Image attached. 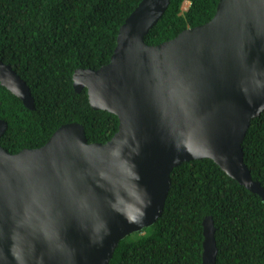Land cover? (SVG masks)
<instances>
[{"label":"water","instance_id":"obj_1","mask_svg":"<svg viewBox=\"0 0 264 264\" xmlns=\"http://www.w3.org/2000/svg\"><path fill=\"white\" fill-rule=\"evenodd\" d=\"M170 2L142 0L111 61L74 73L77 93L118 116L110 141L90 143L74 122L11 154L0 120V264H110L123 240L163 215L172 172L194 160L214 161L264 200L243 149L264 112V0H220L208 23L147 44ZM0 84L35 109L28 84L1 59ZM203 226L202 264H217L213 218Z\"/></svg>","mask_w":264,"mask_h":264},{"label":"trees","instance_id":"obj_2","mask_svg":"<svg viewBox=\"0 0 264 264\" xmlns=\"http://www.w3.org/2000/svg\"><path fill=\"white\" fill-rule=\"evenodd\" d=\"M190 6L183 11L185 2ZM220 0H171L146 37L152 46L211 21ZM142 0H0V59L28 84L35 109L0 84L1 145L11 154L44 146L63 125L79 123L90 143L119 130L117 115L95 110L87 90L77 93L78 69L108 64L120 28ZM245 163L264 188V112L243 143ZM163 215L147 236L127 237L110 264H202L204 219L216 228L217 264H264V200L210 159L175 168Z\"/></svg>","mask_w":264,"mask_h":264},{"label":"rangeland","instance_id":"obj_3","mask_svg":"<svg viewBox=\"0 0 264 264\" xmlns=\"http://www.w3.org/2000/svg\"><path fill=\"white\" fill-rule=\"evenodd\" d=\"M189 6V3H185L184 6H183V9L186 10ZM144 236H147V232L146 230L140 232V233H135L131 236V238H141V237H144Z\"/></svg>","mask_w":264,"mask_h":264},{"label":"clouds","instance_id":"obj_4","mask_svg":"<svg viewBox=\"0 0 264 264\" xmlns=\"http://www.w3.org/2000/svg\"><path fill=\"white\" fill-rule=\"evenodd\" d=\"M185 3H189V2L187 1V2H185ZM185 3H184V4H185ZM183 6H184V5H183ZM189 6H190V3H189ZM189 6H188V8H189ZM188 8H187L186 10H184L183 8H182V9H183V11H187Z\"/></svg>","mask_w":264,"mask_h":264}]
</instances>
